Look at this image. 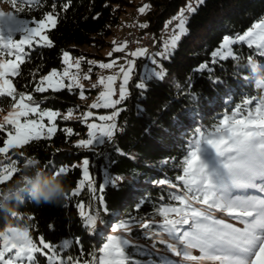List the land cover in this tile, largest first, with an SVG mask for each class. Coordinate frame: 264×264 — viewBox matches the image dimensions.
Wrapping results in <instances>:
<instances>
[{
    "label": "snow or ice",
    "instance_id": "snow-or-ice-1",
    "mask_svg": "<svg viewBox=\"0 0 264 264\" xmlns=\"http://www.w3.org/2000/svg\"><path fill=\"white\" fill-rule=\"evenodd\" d=\"M5 2H10L13 11L0 10V57L14 58L0 59V98H10L12 109L0 122V132H6L3 146H0V154L6 157V160H0V188L13 181L17 174L21 175L30 161L27 159L22 169L18 166L19 161L9 155L10 150L23 149L33 141L48 140L57 132L56 120L60 112L42 108L43 101L34 100L30 93H18L11 77L20 76L21 65L26 62V57L30 58L26 47H54L48 33L57 27L61 14L68 11L72 0H61L59 4L57 0H52L50 5L46 0ZM197 3L202 4L203 0H197ZM42 5L49 10L43 11ZM149 8L150 5H144L138 11L145 14ZM26 11H41V18H21L19 13ZM196 12L197 8L189 3L166 22V27L172 25L173 21L177 23L171 28L172 35L163 42L161 50L154 53H149L147 48L131 51L128 53L131 59L126 58V66L119 67V77L110 75L106 79L99 78V85H103L105 90L99 92V102L90 107L112 111L98 116L103 123L86 124L88 138L79 140L77 148L94 150L123 133L119 117L127 110L126 102L131 98L129 86L136 71L135 58H144L152 65L151 68L145 66V74L134 85L138 94L143 96L150 83L166 77L167 72L158 61H168L174 56L182 37L189 31L186 13ZM148 26L147 23L140 25L141 28ZM16 34H20L21 38L15 39ZM238 42H246L249 48L255 46L258 55L264 57V19L235 39L224 36L219 48L211 53L212 63L230 58L239 60L232 47ZM115 51L121 52L123 48L117 47ZM62 57L67 68L62 74L53 69L41 77L34 88L35 93H45L49 89L59 92L64 88L71 91L74 85L80 87L75 75L70 83L64 84L63 78L70 75L67 69L74 65L70 62L68 51H64ZM75 67L79 68L80 64L76 63ZM99 67L109 69L113 63H101ZM246 67L255 88L264 91V65L249 57ZM208 68L204 64L196 71H206ZM57 76L60 79L54 80ZM118 79L121 83L117 87ZM244 79H248V76ZM211 82L223 83L218 78H211ZM99 85L93 84L92 87L95 89ZM79 95L83 97L84 92L81 91ZM193 99L198 100L196 96ZM204 99L209 107L218 102L215 97ZM228 103H232L231 98ZM32 115L37 118H29ZM94 115L92 111L86 112L85 122ZM198 115L193 111V121ZM71 116L72 113L68 112L64 119ZM45 118L49 121L48 125L44 122ZM177 126L184 127L181 122H177ZM64 131L72 134L70 128ZM184 145V155L171 169L173 175L169 177L163 174L161 178L149 181L161 189V194L149 211L143 217L129 216L117 223L111 231L119 234L108 235L97 253H85L79 239H64L57 247L46 242L43 236L34 238L30 232L32 225L24 226L25 231L14 226L12 234H6L7 227H3L0 229V264H39V257L44 258L45 264H264V99L243 94L241 100L230 111H225L214 126L193 127L184 139ZM115 150L120 151L118 148ZM13 155L24 157L25 153L20 151ZM170 159H165L163 164L167 165ZM76 169L82 172L78 186L84 189L87 182V187L93 193H103L106 187L119 190V184L125 180L122 175L113 177L106 174L103 184L97 189L87 157L78 164L58 166L49 175L60 176ZM128 183L135 188L138 177L130 175ZM72 195L79 193L73 192ZM97 201V208L89 213L83 211V203L75 205L79 209L82 228L90 234H99V229L106 224L101 214H109L106 198L98 195ZM145 203L142 197L138 199L136 212ZM10 216L18 218V213ZM133 229L140 233L139 237L132 235ZM141 240L150 243H141ZM158 245L163 246V252ZM73 246L77 249L76 255H65L66 252L71 253ZM197 251L199 255L195 254Z\"/></svg>",
    "mask_w": 264,
    "mask_h": 264
},
{
    "label": "trees",
    "instance_id": "trees-1",
    "mask_svg": "<svg viewBox=\"0 0 264 264\" xmlns=\"http://www.w3.org/2000/svg\"><path fill=\"white\" fill-rule=\"evenodd\" d=\"M148 1L150 8L142 19H146L145 23L149 26L140 28L142 32L153 34L156 47L163 37H167L164 35L166 22L172 20L181 7L192 1L197 12L188 14L189 31L182 37L174 56L168 61H162L166 77L162 81L150 83L143 96L138 94L135 86L132 87L131 98L126 102L127 110L119 117L123 133L115 136L112 142L89 150L77 148V134L72 132L68 135L64 131L67 128L60 125L52 138L33 141L23 149L10 150L9 153L19 161L18 166L22 169L27 159L39 160V167L48 175L57 170L58 166L78 164L87 157L97 189L107 174L125 177L124 182L119 184V190L106 187L103 193H93L87 187V182L85 188L81 189L77 183L82 178L81 170H70L60 175L66 186V197L61 204H36L29 199L17 202L15 211L18 218L0 211V229L10 223L19 227L32 225L30 232L34 238L43 236L46 242L57 247L64 239H79L85 253H97L108 235L119 234L111 231L117 223L129 216L143 217L153 206L161 189L149 181L159 179L163 174L169 177L173 175L171 169L184 155V139L193 127L214 126L225 111H230L241 100L243 94L264 99V91L255 88V82L248 75L246 67L249 57L259 65H264V57L258 55L255 46L249 48L246 42H238L232 47L233 52L239 55V60L230 58L216 63L211 60V53L219 48L224 36L235 39L262 19L264 0H203L202 4H198L197 0ZM46 2L50 5L52 0ZM57 2L59 4L61 0ZM132 4L131 0H72L68 11L61 14L57 27L48 33L54 47H26L30 58L26 57V62L21 65V75L11 77L17 92L32 94L34 100L43 101L42 106L47 108H73L77 111L84 107L85 103L79 95L80 87L73 86L71 91L64 88L59 92L49 89L45 93H35L34 88L40 78L51 70H63L64 51L71 52L73 56L79 55L82 70L87 69L90 65L89 57L101 55V49L111 44L109 37L121 23L123 12ZM41 9L49 10L43 5ZM19 15L37 20L41 18V11H26ZM84 44H93L97 53L82 52L79 45ZM204 64L209 66L208 70L196 71ZM96 68V65L93 66V74ZM245 76L248 79H244ZM211 78H218L223 82L222 85L212 83ZM193 96L198 100H194ZM205 97H215L218 102L209 107ZM229 98L232 103H228ZM0 105L6 110L11 105L10 98H0ZM193 111L199 114L195 121L192 119ZM177 122H181L184 127H178ZM61 123L78 124L74 129L86 133V125L79 120ZM3 138H6V132H0V146H3ZM116 148L120 151L117 152ZM20 151L25 153L24 157L13 155ZM168 158H171L169 163L164 165L163 161ZM0 160H6V157L0 154ZM133 174L138 177V182H145L143 186L136 185L133 188L129 185L128 177ZM73 192L79 195L73 196ZM98 195L106 198L109 214H101L106 224L99 229V234H90L82 228L79 209L75 205L83 203V211L89 213L97 208ZM141 197L147 203L136 212L135 205ZM132 235L139 237L140 233L133 229ZM140 242L149 243L143 240ZM158 247L161 252L164 251L163 246ZM76 252L73 246L71 253L64 254L76 255ZM39 264H45L43 257H39Z\"/></svg>",
    "mask_w": 264,
    "mask_h": 264
},
{
    "label": "rangeland",
    "instance_id": "rangeland-1",
    "mask_svg": "<svg viewBox=\"0 0 264 264\" xmlns=\"http://www.w3.org/2000/svg\"><path fill=\"white\" fill-rule=\"evenodd\" d=\"M131 1L133 2V4L128 6L127 9L123 12L122 17H121V23L119 25H117L115 33H113L109 37L111 44H109L108 46L101 49V55L89 57L88 61H89V63L90 62L91 63L89 66H87V69L82 70V66L80 64V58L81 57H79V55L73 56L72 53L68 51L70 53V62L73 63L74 66L71 69H67L69 71L70 75L68 77H64L63 81H64V84H68L71 82V77L73 75H75L77 77V80L79 81V85H80V92L81 91L84 92V96L81 98L83 99L85 106L82 108H79L76 111L73 108L66 109V110L47 108V107L42 106V104H41L42 108H47V109H51V110L60 112L61 115L59 117H57V120H56L57 126L59 127L61 125V126H64L66 128L72 129V132L77 134V136L75 137L76 143H78V141L81 139L88 138L87 137L88 128L86 127V133L83 134L82 131L74 129L75 126L78 124L70 123L68 125L67 123L62 124L61 122L79 120L85 125L87 123H92V122L103 123V122L98 120V116L110 114L112 110L111 109H103V108L92 109L90 107V105H92L93 103L99 102V92L105 90L103 85H99V78L104 77L106 79L110 75H116L119 77L120 76L119 67L121 65L126 66V58L131 59V57H128V53L131 51H135L139 48H147V47H138L134 50H131L124 40V34H125V33H123V30L125 28L124 23L127 24V23H130L131 20L133 21V19H135L139 15L138 9L141 6L150 5V2L148 0H131ZM191 2L192 1H190L189 3H191ZM182 8H184V7H181L177 11L176 15H178V13L180 12V10ZM0 10H2L4 12L13 11L10 2H5L3 0H0ZM147 10L148 9H146V12H147ZM146 12H145V14H146ZM188 14L189 13H186L187 16H188ZM140 15H141V18L138 19V22H139V24H144L146 22V19H142L144 14L140 13ZM21 18H25V17H21ZM26 19H29V18H26ZM262 19H264V16L262 17ZM32 20H36V19H32ZM259 21H257L256 23H258ZM174 25H172V27ZM129 27H130V25H129ZM171 35H172V32H171ZM170 37H163L161 43L159 44V46L156 47L155 50H151L150 48H147L149 50V53H154L158 50H161L163 47V42L169 40ZM20 38H21L20 34H16L15 39H20ZM125 45H127V46L125 47ZM117 47L123 48V51L116 52L115 49ZM10 58H14V57H0V59H10ZM135 59H136V71L133 73V79H132L130 86H129L130 92H132V87L139 80V78L145 74V66H147L148 68L152 67L150 62L144 58H135ZM76 63L80 64L79 68L75 67ZM101 63H113V67L109 68V69L100 68L99 65ZM158 63H162V61H158ZM95 65L97 66V68L95 69V71H96L95 74H93V72H94L93 66H95ZM66 68H67V65L64 66L62 71H59V70H57V71L62 74V72ZM89 69H91V71H89ZM157 70H159V69L157 68ZM49 73L50 72H48L45 75H48ZM58 79H60L59 76L54 77V80H58ZM120 83H121V81H120V79H118L116 81V86L118 87ZM93 84H97L99 86L94 89L92 87ZM113 98L115 99L116 97H113ZM29 103H31V102H29ZM118 107H120V106H118ZM0 109H2V110H0V122H3V117L5 115H7L8 112H10L12 109H11V106H9L6 110H4L1 105H0ZM88 111H92L95 115L92 118H88L87 121L85 122L84 117H85L86 112H88ZM68 112L72 113L71 118L64 119V117H66L68 115ZM29 118H37V117L35 115H32ZM44 122L46 125L49 124V121L47 120V118H45ZM58 127H57V129H58ZM96 149H98V148H96ZM144 183L145 182L142 181V182H138L136 185L141 187L144 185ZM149 243H150V241H149ZM195 254L199 255V252L197 251Z\"/></svg>",
    "mask_w": 264,
    "mask_h": 264
},
{
    "label": "clouds",
    "instance_id": "clouds-1",
    "mask_svg": "<svg viewBox=\"0 0 264 264\" xmlns=\"http://www.w3.org/2000/svg\"><path fill=\"white\" fill-rule=\"evenodd\" d=\"M258 70V69H257ZM66 197V186L61 176L48 175L39 167V161L30 159L23 173L15 180L0 188V211L11 215L15 213L17 201L29 199L36 204L59 205ZM13 225L7 226V233L12 234ZM21 231H25L20 227Z\"/></svg>",
    "mask_w": 264,
    "mask_h": 264
},
{
    "label": "built area",
    "instance_id": "built-area-1",
    "mask_svg": "<svg viewBox=\"0 0 264 264\" xmlns=\"http://www.w3.org/2000/svg\"><path fill=\"white\" fill-rule=\"evenodd\" d=\"M140 18V14L133 19V22L130 26V33H128L127 38H129V48L134 50L138 47H156L155 39L152 33L150 32H134V23L136 19ZM176 22V21H174ZM172 26V25H171ZM171 26L165 29V32H168V36L171 33Z\"/></svg>",
    "mask_w": 264,
    "mask_h": 264
},
{
    "label": "bare ground",
    "instance_id": "bare-ground-1",
    "mask_svg": "<svg viewBox=\"0 0 264 264\" xmlns=\"http://www.w3.org/2000/svg\"><path fill=\"white\" fill-rule=\"evenodd\" d=\"M141 18V15H140ZM133 22V21H132ZM132 22L130 23V26L132 24ZM176 22H173L172 25H174ZM172 27V26H171ZM134 32H141V28H140V24L138 22V19L135 21L134 23ZM128 33H130V27L129 30L124 34V40L127 43V45L129 46V38H127ZM171 34V33H170ZM164 35L168 37V32H164ZM171 36V35H170ZM151 50H154L156 47H149ZM79 49L82 52H91V53H97V48L92 44V45H79Z\"/></svg>",
    "mask_w": 264,
    "mask_h": 264
},
{
    "label": "crops",
    "instance_id": "crops-1",
    "mask_svg": "<svg viewBox=\"0 0 264 264\" xmlns=\"http://www.w3.org/2000/svg\"><path fill=\"white\" fill-rule=\"evenodd\" d=\"M140 14V13H139ZM137 15V14H136ZM132 21V20H131ZM131 21H130V23H131ZM130 23H127V24H125L124 23V26H125V28H124V30H123V33H126L128 30H129V25H130Z\"/></svg>",
    "mask_w": 264,
    "mask_h": 264
}]
</instances>
